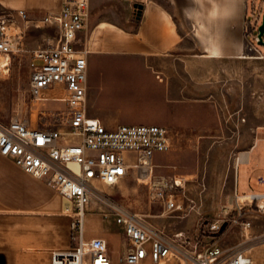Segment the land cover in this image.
<instances>
[{
  "label": "rangeland",
  "instance_id": "374dc122",
  "mask_svg": "<svg viewBox=\"0 0 264 264\" xmlns=\"http://www.w3.org/2000/svg\"><path fill=\"white\" fill-rule=\"evenodd\" d=\"M246 12L242 58L258 60L243 59L236 63L229 58L217 62L192 57L180 59L174 63L179 68L177 102L163 107L165 112H162L160 90L139 88L138 83L145 75L138 71L146 66L141 59L96 55L89 61L93 84L88 95L89 112L110 119L115 124L111 127L155 123L165 126L170 133L169 149L154 157L153 175L181 182V187L174 192L181 209L165 211L161 204L151 201L149 187L132 177L115 187L102 186L109 197L166 235L184 232L193 243H198L199 249L212 243L225 249L242 246L254 260L264 262V215L256 220L248 217L253 223L247 231L232 223L237 219L236 193H264V187L256 185L251 175L256 153L252 154L249 166L239 167L236 184L237 158L255 145L256 138L258 147L264 149V46L255 41L264 14V0H249ZM18 25L21 43L11 56L9 70L0 72V122L7 123L18 117L40 127L54 122L51 110H65L63 103L32 101L29 92L32 53L49 42L55 44V31L28 22ZM84 32L80 34L79 49H87ZM228 38L234 39L233 31ZM254 48L261 55H256ZM127 66L134 72H124ZM161 113L168 119L148 122ZM257 160L264 165V156ZM86 221L87 216L86 244H102L101 239L89 240L106 236L99 233L91 219ZM213 224L219 228L211 230ZM120 237L121 241L106 237L114 250L112 264H124L127 244L122 232ZM166 264L180 262L174 259Z\"/></svg>",
  "mask_w": 264,
  "mask_h": 264
},
{
  "label": "built area",
  "instance_id": "2783aa9c",
  "mask_svg": "<svg viewBox=\"0 0 264 264\" xmlns=\"http://www.w3.org/2000/svg\"><path fill=\"white\" fill-rule=\"evenodd\" d=\"M88 2L62 0L57 13L45 14L39 20L42 26L54 29L55 44L49 42L32 53L31 99L63 103L65 110H51L54 122L40 127L18 117L0 122V155L43 180L70 205L66 210L72 218L74 244L52 250L50 264H112L102 248L85 247L84 221L91 205L120 227L127 244L124 264H166L174 259L180 264H264L250 257L242 246L225 249L212 243L199 249L184 232L166 235L102 190V186L115 187L132 177L149 187L151 201L161 204L165 211L181 209L174 193L181 182L153 175L155 155L170 147L168 128L157 124L107 127L99 118L88 115V50L78 48L89 15ZM28 20L24 10L0 15V72L9 70L11 56L21 43L18 23ZM255 183L264 187V173L256 175ZM240 195L245 199L240 200L236 193L237 219L232 223L247 231L253 223L248 217L256 220L264 215V204L259 205L264 202V193ZM218 228L217 224L211 226V230Z\"/></svg>",
  "mask_w": 264,
  "mask_h": 264
},
{
  "label": "crops",
  "instance_id": "0c3cea01",
  "mask_svg": "<svg viewBox=\"0 0 264 264\" xmlns=\"http://www.w3.org/2000/svg\"><path fill=\"white\" fill-rule=\"evenodd\" d=\"M61 2L0 0V12L16 15L18 10H24L29 19L26 22L41 25V17L57 13ZM134 3L142 5L139 18L134 13ZM248 3L249 0H89L84 30L88 50L85 83L88 115L99 118L107 127L115 125L105 116L89 112L88 95L93 88L89 61L96 55L141 59L146 66L138 71L145 75L138 83L139 88L160 90L162 112H165L163 107L177 102L179 68L174 63L180 59L192 57L217 62L229 58L236 63L243 59L258 60L239 58L244 53L242 33ZM231 31L232 40L228 38ZM212 48L215 56L209 53ZM254 51L260 54L256 48ZM123 70L134 72L130 66ZM163 115L148 122L167 120ZM258 142L256 138L255 145L237 158L236 184L239 167L249 166L253 153L257 157L251 171L254 182L256 175L264 173V165L257 160L264 156V149L258 147ZM65 204L62 196L43 180L23 172L12 160L0 155V264H50L52 250L70 248L72 218ZM93 208L94 205L89 208L87 221L91 219L104 236L121 241V229L114 219L103 218ZM106 237L89 239L103 242L86 244V248H102L112 260L114 250Z\"/></svg>",
  "mask_w": 264,
  "mask_h": 264
},
{
  "label": "water",
  "instance_id": "95a60500",
  "mask_svg": "<svg viewBox=\"0 0 264 264\" xmlns=\"http://www.w3.org/2000/svg\"><path fill=\"white\" fill-rule=\"evenodd\" d=\"M133 9H134V13L136 15L137 18H139L140 14H141V10H142V5L139 3H134L133 4ZM263 36H264V14L262 15L261 18V23L258 25L257 27V44L264 46V40H263Z\"/></svg>",
  "mask_w": 264,
  "mask_h": 264
},
{
  "label": "bare ground",
  "instance_id": "6f19581e",
  "mask_svg": "<svg viewBox=\"0 0 264 264\" xmlns=\"http://www.w3.org/2000/svg\"><path fill=\"white\" fill-rule=\"evenodd\" d=\"M209 53H210V55H214V56H215V51L213 50V48H212V50H210ZM210 55H209V56H210ZM239 57L242 58V57H244V55L242 54V55H240ZM262 57H263V56H262ZM213 58H214V57H213ZM263 58H264V57H263ZM5 72H6V71H5ZM139 183H143V182L141 181V182H139ZM244 196H245V195H239L240 200H244V199H245ZM263 204H264L263 201H260V202H259V205H260V206H263ZM65 206H66V207H65L66 209H67V208H68V209L70 208V205H69L67 202H66Z\"/></svg>",
  "mask_w": 264,
  "mask_h": 264
}]
</instances>
